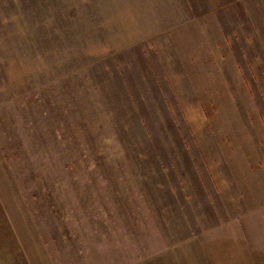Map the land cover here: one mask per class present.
Returning a JSON list of instances; mask_svg holds the SVG:
<instances>
[{"label":"rangeland","instance_id":"1","mask_svg":"<svg viewBox=\"0 0 264 264\" xmlns=\"http://www.w3.org/2000/svg\"><path fill=\"white\" fill-rule=\"evenodd\" d=\"M0 203V264H264V0H0Z\"/></svg>","mask_w":264,"mask_h":264},{"label":"crops","instance_id":"2","mask_svg":"<svg viewBox=\"0 0 264 264\" xmlns=\"http://www.w3.org/2000/svg\"><path fill=\"white\" fill-rule=\"evenodd\" d=\"M192 7L211 9L223 7L230 0H189ZM6 212L0 203V223L8 222ZM143 264H215L210 249L198 235L167 247L163 251L143 261Z\"/></svg>","mask_w":264,"mask_h":264}]
</instances>
